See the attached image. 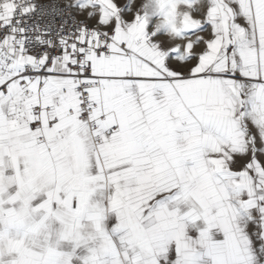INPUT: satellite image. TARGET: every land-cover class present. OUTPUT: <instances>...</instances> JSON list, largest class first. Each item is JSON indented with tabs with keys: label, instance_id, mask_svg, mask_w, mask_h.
Returning <instances> with one entry per match:
<instances>
[{
	"label": "snow or ice",
	"instance_id": "snow-or-ice-1",
	"mask_svg": "<svg viewBox=\"0 0 264 264\" xmlns=\"http://www.w3.org/2000/svg\"><path fill=\"white\" fill-rule=\"evenodd\" d=\"M0 264H264V0H0Z\"/></svg>",
	"mask_w": 264,
	"mask_h": 264
}]
</instances>
